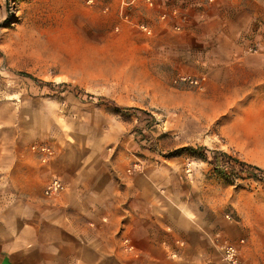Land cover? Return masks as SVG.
Listing matches in <instances>:
<instances>
[{
  "label": "rangeland",
  "instance_id": "1",
  "mask_svg": "<svg viewBox=\"0 0 264 264\" xmlns=\"http://www.w3.org/2000/svg\"><path fill=\"white\" fill-rule=\"evenodd\" d=\"M214 3L198 8L212 15ZM126 8L120 0H0V100L29 122L39 115L51 144L34 146L53 156L87 149L133 169L179 158L199 193L215 181L225 220L264 244V180L231 178L209 163L220 151L264 170V22H195L192 34L159 16L150 22V11L131 22ZM221 31L248 39L250 51L241 58ZM106 115L119 137L108 135Z\"/></svg>",
  "mask_w": 264,
  "mask_h": 264
},
{
  "label": "crops",
  "instance_id": "2",
  "mask_svg": "<svg viewBox=\"0 0 264 264\" xmlns=\"http://www.w3.org/2000/svg\"><path fill=\"white\" fill-rule=\"evenodd\" d=\"M120 1L131 22L150 11V22L159 16L192 34L195 22H264V0H215L212 15L198 8L209 0ZM219 36L241 58L250 51L242 36ZM14 108L0 100V264H228L219 252L225 242L239 248V264H264V244L217 211L215 181L203 182L207 190L199 193L200 182L186 178L179 158L133 169L104 162L103 153L66 147L45 162L31 149L51 144L39 115L29 122ZM105 117L108 135L119 137L116 119ZM56 177L67 189L48 198L45 187Z\"/></svg>",
  "mask_w": 264,
  "mask_h": 264
},
{
  "label": "trees",
  "instance_id": "3",
  "mask_svg": "<svg viewBox=\"0 0 264 264\" xmlns=\"http://www.w3.org/2000/svg\"><path fill=\"white\" fill-rule=\"evenodd\" d=\"M27 77L28 74H24ZM203 153L206 149L201 150ZM214 157L209 162L215 170L238 180L262 179L264 180V170L258 166L248 164L232 158L229 154L220 151H213Z\"/></svg>",
  "mask_w": 264,
  "mask_h": 264
},
{
  "label": "built area",
  "instance_id": "4",
  "mask_svg": "<svg viewBox=\"0 0 264 264\" xmlns=\"http://www.w3.org/2000/svg\"><path fill=\"white\" fill-rule=\"evenodd\" d=\"M151 1V0H148ZM181 81L186 82V78H181ZM194 83L193 81H191ZM195 83H198L195 81ZM32 150L44 157V161L50 157L53 156V151L47 147V146H34ZM191 165H188V172L191 171ZM67 189L66 184L59 178H54L51 180L45 188L44 194L48 198H53L61 195L63 192H65ZM242 244L244 241L241 242ZM222 255L223 259L228 263V264H239L240 263V250L237 246L234 245H226L222 248Z\"/></svg>",
  "mask_w": 264,
  "mask_h": 264
}]
</instances>
